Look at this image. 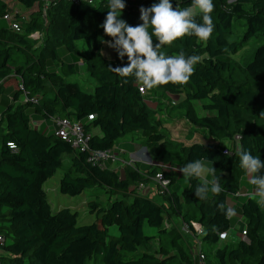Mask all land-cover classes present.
I'll list each match as a JSON object with an SVG mask.
<instances>
[{
  "label": "trees",
  "instance_id": "obj_1",
  "mask_svg": "<svg viewBox=\"0 0 264 264\" xmlns=\"http://www.w3.org/2000/svg\"><path fill=\"white\" fill-rule=\"evenodd\" d=\"M16 1L36 9L22 20L20 31L0 20L5 23L0 24V95L8 86L18 91L0 114V235L5 239L0 244V264H198L199 257L187 251L176 231L167 234L169 246L153 248V240L166 234L164 224L172 216L181 217L191 230V221L206 230L200 238L205 264H264V205L248 197L240 201L241 230L246 239L235 241L220 240L219 233L231 227V217L218 208L221 203L225 210L229 208L228 197L238 192L244 173L237 155L241 146L264 161V0H213L215 29L207 42L189 36L161 48L166 55L182 52L186 57L201 58L189 81L158 86L144 94L134 79L125 83L109 67L125 66L127 57L121 60L112 48L104 53L94 47L111 39L99 27L108 0ZM124 2L120 18L136 26L141 23L139 9L158 0ZM172 2L179 7L190 4V0ZM6 11H11L9 4L0 0V15ZM57 13L65 28L59 37L53 31ZM38 40L45 43L38 44ZM254 40L260 42L251 54L244 51L236 60L234 55ZM52 42L55 46L51 47ZM81 44L88 53L81 50ZM57 45L75 53L85 64L97 82L93 92L48 68L45 56L58 59ZM61 68L67 75L78 71L75 61L65 62ZM20 85L35 101L22 100ZM171 94H183V98L166 103L163 98ZM28 105L49 120L48 128L33 125ZM165 112L180 113L177 117L184 118L190 130L205 140H168L160 130ZM53 115L81 123L89 135L88 149L76 150L56 136L50 120ZM94 129L99 132H92ZM132 138L152 150L153 165L140 168L116 162L114 169L109 160L101 167L89 159L94 150L115 147L116 151ZM65 154L71 162L60 178V192L78 195L100 188L107 195L106 205L90 202L95 224H78V213L68 207L51 208L44 182L62 165ZM201 157L216 169L215 175L225 187L219 195L209 192L206 200L194 195L201 181H189L179 172L186 163ZM158 173L168 181L166 186L157 184L159 195L144 194L141 188ZM180 176L184 187L179 186ZM113 225L118 235L109 234ZM145 227H154L156 233H147ZM8 238L10 243H6Z\"/></svg>",
  "mask_w": 264,
  "mask_h": 264
},
{
  "label": "clouds",
  "instance_id": "obj_2",
  "mask_svg": "<svg viewBox=\"0 0 264 264\" xmlns=\"http://www.w3.org/2000/svg\"><path fill=\"white\" fill-rule=\"evenodd\" d=\"M126 7L124 0H108L107 14L102 24L109 41H103L109 48L116 51L119 59L127 57L125 66L110 67L125 83L134 79L141 90H150L158 86L186 84L194 74L195 66L200 62L198 55L185 56L182 52L177 55H166L161 51L164 46L171 45L174 41L189 36H195L207 42L215 24L211 13L215 9L213 0H190L187 7L175 6L172 0H158L150 7L139 9L141 23L136 26L129 25L121 19V13ZM151 29V31H149ZM240 167L245 170L248 182L253 186L249 197L264 205V161L260 155L241 146L237 153ZM207 159L201 157L186 163L179 169L182 176L191 181L196 178L201 181L196 185L194 195L199 200H206L209 192L219 195L225 191L220 183V177L215 175L216 169L206 166ZM211 174L212 179L206 177ZM167 183V181H165ZM218 208L226 217L236 214L234 208H227L223 203ZM197 231L206 235V230L197 225ZM221 239L227 238V233H220Z\"/></svg>",
  "mask_w": 264,
  "mask_h": 264
},
{
  "label": "rangeland",
  "instance_id": "obj_3",
  "mask_svg": "<svg viewBox=\"0 0 264 264\" xmlns=\"http://www.w3.org/2000/svg\"><path fill=\"white\" fill-rule=\"evenodd\" d=\"M5 1L7 2V4H9V7L11 9L10 13L12 12L13 14L16 13V15H23L25 18H28L30 16L31 12L36 9L35 5L33 7L27 8V7H24L21 4H19L16 0H5ZM49 1L50 0H48V2ZM55 15H54L55 22H54V26H53V31H54L55 37H59L63 34L64 29H65L64 28V20H63V17L59 16V13H57L56 16ZM44 22H45V24L47 23L46 19H44ZM2 23H3V21H1L0 24H2ZM3 24H5V23H3ZM6 25H8L7 22H6ZM8 27H9V25H8ZM35 37L38 39L39 34L36 33ZM259 42L260 41L256 42L254 40V41H251L250 43H248V45L244 49L238 51V53H236L234 55V57H236L235 59L240 60L244 51H247V53L250 55L252 52V49L255 48L259 44ZM43 43H45V42L38 40V44H43ZM49 46H51V47L55 46V43L52 42L49 44ZM94 47H99L101 49V51H103L104 53H107L108 50L110 49L103 42L98 43ZM56 48H57L56 49L57 54L59 56L58 59L53 60V58L51 56H49V55L45 56V59L48 60V63H47L48 68L58 71L59 73H61L63 75V77L66 80L76 81L80 85V87L82 89H84V91L93 92L94 87H95L97 82L94 78H92L88 74L85 64L82 61H78L79 57L75 53L68 52L64 46H62V45L58 46L57 45ZM80 48L82 51H84L86 53H88V51H89V49L85 46V44L84 45L81 44ZM17 57H19V56H17ZM245 57H247V56L245 55ZM18 61L21 62L23 60L21 57H19ZM72 61L76 62V65L78 67V71L75 74L67 75L63 71V68H61V65L65 62H72ZM156 92H154V93H156ZM15 93L17 94L18 91L14 87H9V86L2 91V93L0 95V114H1V111L4 109L6 102L12 101L13 94H15ZM182 96H183V94H172V97H176L178 100L181 99ZM164 99L166 100V97H164ZM150 101L152 102V100H150ZM198 109H199V107H198ZM163 111H167V110L164 108ZM27 112L29 114H31V116H32V123L34 121H43L44 120L41 116H39L35 112V108L33 105L27 106ZM179 114L180 113H175L173 116H171V119H169L167 117L172 115V113L169 114L168 112H165V113H162V115H161L162 120L160 121L161 122L160 123V130L166 133L168 140L174 141V142L178 141V142H183V143H189L190 141H198V140L204 141L205 139L203 138V136L200 133L195 132L194 130H190L191 127L189 124H187V122H185L184 118L178 117V119H177V116ZM156 117H159V114H157ZM172 119H174V120H172ZM149 154H150L149 156H151V158L148 156L149 158L145 159V161H144V163L147 164L148 166L152 165V162L148 161L149 159L152 160L151 152H149ZM70 162H71L70 156L68 154L63 155L62 165L54 172V174L50 178H48L44 182V189L46 191L48 200L51 204V208L53 211H55V210L61 209L63 207H68V208H70L71 211H76L78 213V219H77L78 224H95L96 223V215L94 212L90 211V202L97 200L101 204L106 205L108 202L107 195L105 193H103L100 188L86 189L81 194H78V195H68V194H64V193L60 192V189H59L60 178L62 177L63 173L69 169ZM117 164L118 163L111 164L110 167L117 165ZM133 164L138 165L140 168L142 166V163H140V162H138V163L134 162ZM211 176H212L211 174H209L207 176L208 180H211V178H212ZM141 189H143V188H141ZM240 203L241 202H239V206H240ZM191 209H192L191 215L192 216L197 215L195 209L193 207ZM231 217H232L231 223L234 224V227L236 228V231H237V235L240 239L241 233L238 230L240 229L239 228L240 225L243 224V221L240 220L241 219L240 213L237 212L236 215L231 216ZM238 221H240V223H238ZM194 222H197V221H194ZM197 223H199V222H197ZM238 224H240V225H238ZM190 225H191V223H190ZM164 228H166V230H167L166 234L161 233L160 236H158V238H155L152 242L154 249H156L159 244H164L165 246H169L170 242H169V236H167V234L168 233L170 234L171 232L176 231L178 234H180L181 242L185 245L187 251L189 253H191L192 255L196 254L197 244L195 243V240L201 238L202 234L200 232H198V231L195 232V230L193 228H192V230H193L192 231L189 227H187L183 223V221L181 220V217H178V216H172L171 218H168L166 220V223L164 224ZM145 230L147 233H152V234L156 233L155 232L156 229L154 227H145ZM108 231H109V234L118 235V229L115 225L110 226ZM219 238H220V235H219ZM220 240H223V239L220 238ZM10 242H11V239L8 238L6 240V243H10ZM0 254H3L2 251H0ZM91 264H92V261H91Z\"/></svg>",
  "mask_w": 264,
  "mask_h": 264
},
{
  "label": "built area",
  "instance_id": "obj_4",
  "mask_svg": "<svg viewBox=\"0 0 264 264\" xmlns=\"http://www.w3.org/2000/svg\"><path fill=\"white\" fill-rule=\"evenodd\" d=\"M6 20L8 23L9 27L14 30V31H20L21 30V22L22 20L25 19L23 15H16V13H10L9 11L4 12L2 15H0V20ZM38 34V32H36ZM34 33V35L36 34ZM1 83V80H0ZM20 89L22 90V100H31L35 101L33 98H29L27 96V93L23 89V86L20 85ZM139 90L142 94L146 92V90H141V87H139ZM89 119H92L93 116L89 115ZM52 125H53V132L56 136L60 137L61 139L68 141L71 146L80 151H84L88 149V134H86L83 130V126L79 122L71 121L67 117H61L58 115H53L50 118ZM7 145L12 149L15 150L16 147L13 143H7ZM89 159L93 161L94 163H97L101 167H105L106 162L109 160L113 163L120 162L122 165L128 164V165H133L132 161L125 160L120 158L119 154L115 152V147L107 149V150H94L90 153ZM155 181H158L161 186H166L167 180L163 179L162 174H157ZM168 182V181H167ZM197 225H200L197 222L192 221L191 226L197 231ZM201 226V225H200ZM199 232V231H198ZM221 233H225V231H222ZM240 237L242 239H246V232L244 230H240ZM220 235V233H219ZM5 239L4 236L0 235V244L4 243ZM195 243L197 244V250H196V255L199 257L198 264H205L204 263V253L202 251V243L199 239L195 240ZM24 264H29V263H24Z\"/></svg>",
  "mask_w": 264,
  "mask_h": 264
},
{
  "label": "crops",
  "instance_id": "obj_5",
  "mask_svg": "<svg viewBox=\"0 0 264 264\" xmlns=\"http://www.w3.org/2000/svg\"><path fill=\"white\" fill-rule=\"evenodd\" d=\"M18 97H20V95ZM167 98L168 99H166V101H165L166 103L168 100L169 101L172 100V102L173 101L178 102V101L182 100L183 96L179 100L176 97H172V94L169 95ZM12 99H13V97H12ZM163 100H165V99L163 98ZM151 106L153 107L154 105H151ZM157 114H159V112ZM174 114L175 113H172V115L168 116L167 118L171 119V116H173ZM177 119H178V117H177ZM172 120H174V119H172ZM33 124L36 127H38L41 124L40 126H42L43 128L44 127L48 128L49 127V120H47V121H45V120L44 121H34ZM92 132H99V130L94 129V130H92ZM122 143L118 146V149L115 151L116 153H118L121 156L122 160L125 159V160L130 161L132 159L131 161L133 163L134 162H137V163L140 162V163H142V166H143V164H145L144 163L145 159H148L149 157L151 158V156H149L150 155L149 152H151V155H153L152 150L146 148L145 146H142L134 138H132L130 141H126V142H122ZM148 161L152 162V165H153V163H154L153 160L149 159ZM142 166H141V168H142ZM206 166L209 167V164L207 162H206ZM112 168L116 169L114 166ZM122 171H123L122 167H120V172H122ZM206 179H208V177H206ZM153 180L149 183H146L143 186L142 192L144 194H148L149 196L159 195L158 192H160L161 187H159L160 185L159 186L157 185L158 181H155V180L153 181ZM248 180H249V178L247 176V173L244 170V173L241 175V178H240L238 192L236 194H231L228 197V200H227L228 204L231 208H234L236 210V214H237V212L240 211L239 202L245 197L250 198L249 193L253 191V186L248 182ZM180 182L181 183H179L180 184L179 186L184 187L185 181H182L181 176H180ZM175 188H177V187H175ZM258 199L259 198H257V200ZM231 220H232V217H231ZM240 220L243 221V224L242 225L238 224V225H240V227H239L240 229L238 230L239 232L241 229H243V226H244L243 218L241 217ZM238 223H240V221H238ZM226 239L229 241H235V240L239 239V237L237 235L236 228L234 227V224H232V223H231L230 229L227 232V238Z\"/></svg>",
  "mask_w": 264,
  "mask_h": 264
}]
</instances>
